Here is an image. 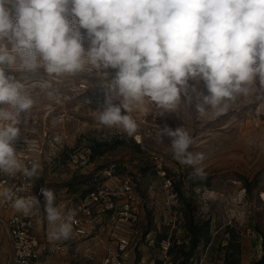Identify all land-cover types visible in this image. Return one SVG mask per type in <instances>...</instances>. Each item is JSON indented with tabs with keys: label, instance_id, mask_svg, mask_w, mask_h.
I'll use <instances>...</instances> for the list:
<instances>
[{
	"label": "clouds",
	"instance_id": "clouds-1",
	"mask_svg": "<svg viewBox=\"0 0 264 264\" xmlns=\"http://www.w3.org/2000/svg\"><path fill=\"white\" fill-rule=\"evenodd\" d=\"M17 65L56 77L89 66L98 73L116 70L97 110L98 123L129 136L138 125L128 113L146 99L159 115L174 113L182 98L195 99L201 116L219 115L249 95L257 81L264 87V0H0V172L20 174L25 182L18 191H31L40 165L22 163L15 145L19 118L34 101L9 72ZM201 82L208 95L198 90ZM37 83L51 87L44 78ZM164 137L173 159L193 167L190 179L205 181L204 167L197 166L204 154L189 151V131L165 124L159 127L161 142ZM40 193L43 203L5 186L0 198L26 216L43 213L49 242L73 239L74 213L61 212L54 190L41 187Z\"/></svg>",
	"mask_w": 264,
	"mask_h": 264
},
{
	"label": "rangeland",
	"instance_id": "rangeland-1",
	"mask_svg": "<svg viewBox=\"0 0 264 264\" xmlns=\"http://www.w3.org/2000/svg\"><path fill=\"white\" fill-rule=\"evenodd\" d=\"M83 44L86 50L90 46L87 39ZM103 71H107V77ZM115 71L98 73L89 66L83 72L56 77L47 76L43 68L33 73L17 65L15 70H9L24 83L25 92L34 101L32 108L21 114V128L29 132V141L38 137L46 123L47 136L37 144L30 142L32 148L38 145L44 152L41 182L54 190L57 199L66 196L76 203L92 187L112 186L114 178H104L100 170L117 163L120 170L115 177H129L134 189L131 213L135 221L118 220L114 228L116 235H124L130 242L126 264H173L172 256L162 249L168 247L167 242L158 246L156 236L166 235L180 244L187 233L183 212L177 204L166 205L161 179L154 172L151 158L160 155L167 176L177 184L182 181L185 190L199 186L217 195L204 208L194 203L195 221L210 222L212 243L193 264H224L222 248L229 238L226 228L234 232L239 243V263L256 264L260 254L264 256V125L256 113L257 106L264 103V87L257 81L249 95L238 98L227 112L219 115L210 111L201 116L197 101L186 98L181 99L174 113L159 115L160 110L146 99L128 113L138 125L136 133L129 136L123 129L98 123L97 110L103 105L107 82L114 78ZM41 78L47 79L51 87L39 86ZM198 90L209 94L203 82ZM165 124L173 129L183 126L189 131L194 140L189 151L204 154L202 164L197 166L204 167L205 181L191 180L193 167L173 159L168 137L160 141L159 127ZM55 136H61L60 154L49 162ZM95 144L105 145L104 153L95 156L89 167L73 170L65 166L68 152L90 150ZM62 187L68 188L67 193H61ZM109 224L102 223L104 228L96 232H109L113 228ZM144 234H148L146 238ZM11 254V245L0 227V264H7Z\"/></svg>",
	"mask_w": 264,
	"mask_h": 264
},
{
	"label": "built area",
	"instance_id": "built-area-1",
	"mask_svg": "<svg viewBox=\"0 0 264 264\" xmlns=\"http://www.w3.org/2000/svg\"><path fill=\"white\" fill-rule=\"evenodd\" d=\"M264 103L257 106L256 113L261 125H264V107H261ZM21 116L20 122L17 125L20 128V138L16 142V150L18 151V159L25 164L37 163L40 165V169L44 163L43 151L35 145L31 147L30 142L38 143L39 139L45 138L47 132L45 130L46 123H43V130L37 138L29 141V132L24 128H21ZM264 127V126H262ZM61 136H55L53 141V152L50 154L48 160L52 162L60 154L58 144H60ZM59 138V139H57ZM90 152L89 150H72L67 153L64 161L65 166L73 170H81L90 166ZM153 169L155 174L161 179L162 189L166 193V205H172L177 200V194L173 189V180L167 176V172L164 166V160L160 155H153L151 158ZM42 170V169H41ZM101 172L102 176L106 179H113L114 184L101 185L90 191L84 199L74 202L72 198L62 196L59 199L56 198L55 204L66 216L70 211L74 213L73 216V239L67 241L73 248L74 262L73 264H84L92 260L91 248L80 250L78 243L83 239L89 237L91 233L96 229L104 228L107 222H112L113 228L109 229V232H102L110 234L112 240L115 241L116 249L112 253H108L101 257L98 264H124L123 257L130 247L128 238L124 235H116L114 228L118 225L119 221L132 222L136 218L133 217L132 211V199H133V183L129 177L116 178V165L114 163L109 164ZM6 181V183H3ZM24 179L20 174L16 177H8L4 173L0 172V191H3L5 186L12 187L17 191L20 196H37L43 203V196L40 193L41 187L46 186L41 182L40 178L35 180L31 191L24 187L23 191H18ZM192 193L196 197V203L202 208L206 207L211 199H214L217 195L209 193L207 190H203L199 186L191 188ZM61 193H67L66 190H62ZM107 218H103L106 217ZM44 217L43 213L39 215H24L17 212L12 206L10 201H5L0 198V227L12 246V256L7 264H45L44 256L48 255L50 248L52 247L55 253H67L68 249L65 244L53 243L49 244L44 241H40L34 235V227ZM121 219H119V218ZM101 232V231H99ZM164 251L166 247L163 248ZM82 253V258L79 259V254ZM262 257L260 254L259 258Z\"/></svg>",
	"mask_w": 264,
	"mask_h": 264
},
{
	"label": "trees",
	"instance_id": "trees-1",
	"mask_svg": "<svg viewBox=\"0 0 264 264\" xmlns=\"http://www.w3.org/2000/svg\"><path fill=\"white\" fill-rule=\"evenodd\" d=\"M104 146L105 145L95 144L90 148V150L88 149L91 154L90 161H92L95 156H101L104 153V151L102 150ZM114 164L116 165V172H118L120 170L119 165L117 163ZM108 165H106L105 167H107ZM104 168L102 170H104ZM95 188L96 187H92L91 189L87 190L84 193L82 199H84L89 194V192L94 190ZM173 189L177 194V200L174 204H177V206L180 207L179 209L181 210V212H183L184 214L183 219L185 221V232L187 233V236L184 241H182L180 244H177L172 240L171 237H167L166 235H157L156 243L159 246L160 244L167 242L168 247L166 248L165 253L168 256H172L173 264H193L194 260H198L200 258L202 252L209 250L211 247V225L209 221L202 223H197L195 221L194 209L196 208L194 206V203L196 202V197L192 193L193 191H191V188H187L185 190L182 181H178L177 184V182L173 180ZM62 190L68 191V188L62 187ZM225 233L229 238L227 240L228 243H226V245L222 248V251H224L223 262L224 264H240V248L239 243L235 239V234L229 228H226ZM147 235L148 234H144L143 237L146 238ZM163 248L164 247L162 246V249ZM259 260L260 261H258L256 264H264V256L259 258ZM155 264L160 263L156 262Z\"/></svg>",
	"mask_w": 264,
	"mask_h": 264
},
{
	"label": "crops",
	"instance_id": "crops-1",
	"mask_svg": "<svg viewBox=\"0 0 264 264\" xmlns=\"http://www.w3.org/2000/svg\"><path fill=\"white\" fill-rule=\"evenodd\" d=\"M109 223L110 224L108 225V227L111 225L112 222H109ZM49 230H50V226L47 220L45 219V217H43L41 221H39L36 224L33 232H34L35 237L39 239L40 241H44L49 244L60 243V242H49V240L47 239V234ZM62 244H65L67 246L68 252L61 253V254L55 253L51 247L49 254L44 256L45 264H73L75 260H74L73 248L71 244H68L67 242H64ZM78 247L80 250H84L89 247L91 248L92 255H93L92 260L85 262L84 264H98V261L101 257H103L104 255L108 253H112L115 251L116 244H115V241L112 240V238L110 237V234L94 231L93 233L89 235L88 238L80 241L78 243ZM11 250H12V246H11ZM79 255L80 256H78V258L81 259L83 256L82 253H80ZM124 256L125 257H123V260H124L123 262L124 264H126V260L128 257V251L126 252Z\"/></svg>",
	"mask_w": 264,
	"mask_h": 264
}]
</instances>
